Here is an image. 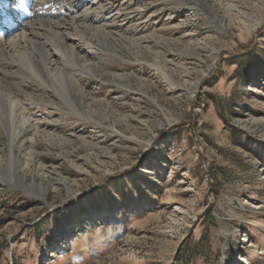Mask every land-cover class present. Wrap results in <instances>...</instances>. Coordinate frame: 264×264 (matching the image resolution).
Returning <instances> with one entry per match:
<instances>
[{"label": "rangeland", "instance_id": "obj_1", "mask_svg": "<svg viewBox=\"0 0 264 264\" xmlns=\"http://www.w3.org/2000/svg\"><path fill=\"white\" fill-rule=\"evenodd\" d=\"M102 2L101 18L149 20L135 33L109 17L115 37L160 40L111 51L105 34L85 61L100 74L78 77L90 116L50 97L29 107L37 128L20 171L27 182L47 171L49 190L33 198L0 177V264H264V20L251 27L264 0ZM52 168L76 196L51 185Z\"/></svg>", "mask_w": 264, "mask_h": 264}, {"label": "bare ground", "instance_id": "obj_2", "mask_svg": "<svg viewBox=\"0 0 264 264\" xmlns=\"http://www.w3.org/2000/svg\"><path fill=\"white\" fill-rule=\"evenodd\" d=\"M116 1L108 0L110 7L118 8ZM20 3L22 7L17 6ZM102 5L101 0H0V131L6 136V148H0V177L14 187L23 188L33 198L44 200L49 186L45 185L42 179H37L39 175L45 178L47 171L40 170L41 172L33 174L29 182L26 181V173L20 171L25 169L21 160L25 155H29L27 147L32 144V132L37 128V122L32 118L29 107L32 104L43 105L44 100L50 97L58 100L75 114L81 112L90 116L82 107L89 109L87 104L92 102L93 97L90 91L85 94L78 77L100 74L97 65L90 60L97 59L94 53L102 52L100 47L103 45L104 48L108 41L105 34L114 38L110 43L112 47H109L111 51L116 47L115 43L119 45L117 47L119 49H127L131 44L138 49L159 39L153 32L133 34L136 36L133 39L115 37L121 35H116L117 32L116 34L110 32L114 30L105 28L108 22L105 23L104 17L101 18L103 11H106ZM229 9L242 13L239 7L230 6ZM114 10L107 12L109 15L107 19L113 17L120 21L123 12L120 9ZM243 13L241 15L246 17ZM144 19L137 20L140 24H136L134 32L139 29L143 31L142 29L148 25L149 20ZM185 19L190 18L186 15ZM216 19L222 25V20L217 17ZM262 20L264 11L257 20H254L252 30L259 26ZM115 24L117 23L113 25ZM195 40H197L195 48H198L196 50L205 51L204 38ZM177 45L181 48L179 55L184 53L189 56L188 46L183 43ZM211 50L218 51V49L209 51ZM81 51H84L83 54ZM214 56L216 57V54ZM87 57L91 64H85ZM169 61L177 64L171 58ZM152 64L158 70H163L157 61ZM206 65L207 69H210L213 64ZM65 67L78 69L83 73L72 74L66 71ZM113 75L121 77L120 74ZM193 81V88L196 89L200 78L197 76ZM29 161L32 163L31 158ZM50 172L53 173L52 186L54 184L63 186L67 189L68 196H76L77 191L72 185L75 182L73 179L55 168Z\"/></svg>", "mask_w": 264, "mask_h": 264}, {"label": "built area", "instance_id": "obj_3", "mask_svg": "<svg viewBox=\"0 0 264 264\" xmlns=\"http://www.w3.org/2000/svg\"><path fill=\"white\" fill-rule=\"evenodd\" d=\"M110 1H111V0H110ZM123 2H124V0H117V1H116L117 5H121L122 7H124V5L121 4V3H123ZM125 9H126V8H125ZM126 10H127V9H126ZM106 13H107V12H106ZM106 13H105V18L103 19V20H106L105 23L108 22V20H107V17H108L107 14H108V13H107V14H106ZM131 17H132V15H131ZM131 17H130V18H131ZM131 21H132V20H131ZM131 21L128 20V19L126 20V18L123 16L122 19H120V23H122V25L119 23V25H121L119 31H120V30L123 31V30H125V29H126V30H132V29H129V28L135 26L136 23L130 25ZM127 27H128V28H127ZM139 30H140V29H139ZM139 30H138V31H139ZM135 33H137V31H136ZM140 35H141V34H140ZM133 36H134V35H133ZM133 36H132V37H133Z\"/></svg>", "mask_w": 264, "mask_h": 264}, {"label": "snow or ice", "instance_id": "obj_4", "mask_svg": "<svg viewBox=\"0 0 264 264\" xmlns=\"http://www.w3.org/2000/svg\"><path fill=\"white\" fill-rule=\"evenodd\" d=\"M9 7H11V4L8 5ZM18 7H22V3L17 5Z\"/></svg>", "mask_w": 264, "mask_h": 264}]
</instances>
